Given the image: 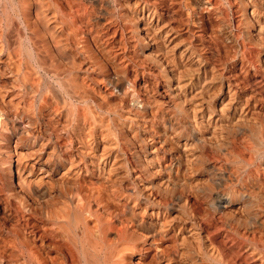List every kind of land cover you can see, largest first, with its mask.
<instances>
[{"label": "bare ground", "instance_id": "obj_1", "mask_svg": "<svg viewBox=\"0 0 264 264\" xmlns=\"http://www.w3.org/2000/svg\"><path fill=\"white\" fill-rule=\"evenodd\" d=\"M144 1L0 0V196L17 219L0 264H234L202 237L188 198L183 220L177 206L164 214L169 192L194 194L208 170L229 198V241L264 264L258 99L222 82ZM249 9L262 37L264 0ZM144 17L156 53L138 37Z\"/></svg>", "mask_w": 264, "mask_h": 264}, {"label": "rangeland", "instance_id": "obj_2", "mask_svg": "<svg viewBox=\"0 0 264 264\" xmlns=\"http://www.w3.org/2000/svg\"><path fill=\"white\" fill-rule=\"evenodd\" d=\"M192 1L193 0H145L144 2H146L148 4L150 3V6L155 7L157 13L159 14V21L160 22H163V23L165 22V27H163V29H166V26H167L169 28L171 27L173 29V32H177V33L179 32L178 33L179 34V37L181 39H183L182 40L183 41V44L182 45H185L188 41H190L191 43L194 42L193 43L194 45L191 44L190 42H188L187 44L190 43L192 46H194V48L196 49L197 53H199V55L202 57V61L205 63V65L207 67L209 66L210 69H212V68L213 69H216L215 71H218V72H221L222 69H223L222 73H220L221 74V80H222V82L228 84V86H231V88H233V89H235L234 87H238V88L242 87V89H244L246 91V93H248V94L250 93V95L251 96H254L256 98V100L258 99L257 102L259 103L258 104L259 111L261 109L260 112L263 113V114L260 113L259 115L261 117H264V74L260 78L254 77V75L252 74V73L255 74L257 72H260V71H262L264 69V62H263L264 60H262V59H264V53H261V51H260L261 50V47L264 46V40H263L264 39V37H263L264 35H262V37H261V33L258 31L259 30V26H258L259 23L253 19V17L251 16V14L249 12L250 11L249 6H250V1L251 0H237V1L236 0H233V1L232 0H207V1H210V3L213 2L212 3L213 5H216V6L218 5L217 6V9H218L219 15H220L218 17H215V15L213 14V11H212V9L210 7H208V9H207V7L198 4V1L197 2L196 1H193L192 2ZM191 6H192V9H191ZM237 14H238V16H237ZM210 15H211L212 18L210 17ZM145 19H147V18L144 17L143 21H141L142 19H138V21H137V19H135V21H134L138 25V28H140L138 30V37L141 38L143 36L141 39H143V40H147L148 39L149 40V44L148 45L150 47V50H147V51L148 52L149 51H152V53H156L157 49H159L158 44L156 45V43H154L156 41L150 40L151 37H149L148 35H149L150 31L153 28L157 27V24H155V25H152V24L149 25L148 26L149 28L152 26L150 28L151 30H149L148 32H146V30L148 29V27L146 26L147 27L146 28L144 26L145 27L144 28L143 27V25H144L143 23H144V21L146 23H149V20L148 19L145 20ZM175 19H176V21H175ZM217 19L224 21L225 27L227 29V30L225 29L226 34H225L224 30L221 31V29L218 28V26H217L218 20ZM187 20H189V21H187ZM237 20L239 21V23L237 22ZM261 20H262V23H264L263 22L264 21V15L261 17ZM227 21H228V23H227ZM195 23L197 25V28H193L194 25H195ZM241 23H244L243 24V27L244 28L241 27V29H240V24ZM226 24H228V25H226ZM236 25L237 26L239 25V28ZM244 25L245 26L247 25L246 28L248 27V30H250V34H247L246 31L244 32V29H245V26ZM141 28H143V29H141ZM113 29L114 30L117 29L116 30V33H114V30ZM119 31H121V28L118 25H115V26L114 25L113 26L111 25V26H109L107 28L106 34L109 33V34H107V36L110 37L111 41H113L112 44L115 41V43L113 44V47L114 48H117V45L119 44V42L123 38L122 32L120 33ZM111 33H114V34H111ZM117 33L118 34L120 33V35H118ZM145 33H148V35H145ZM151 33H153V32L151 31ZM112 35H113V37H112ZM224 35H226V36H224ZM151 36H152V34H151ZM120 37H122V38H120ZM227 38H229V39H227ZM150 41L151 42L153 41L154 45H151L150 46V44H152ZM196 42H197V44H196ZM259 44L261 45V47H260ZM230 50H231V52H230ZM180 51H178V53ZM243 51L245 52L244 56L242 55V53H244ZM241 56H243V57H241ZM256 61H258V62H256ZM218 62H219V64H218ZM253 62L256 63V64L254 65ZM223 63H225V64H223ZM219 65H221L223 67H221ZM251 65H253V66H251ZM242 83H243V85H242ZM232 85H233V87H232ZM262 104H263V106H262ZM236 146L237 147L238 146L240 147L241 145L239 143V145L236 144ZM242 147L243 146H241L240 148H242ZM203 153L205 155H208V156L211 155L210 152L208 153L207 150H204ZM206 172L204 173V175H203V177L201 179V182H200V185H202V186H200V185L199 186H196L195 187V190H193L194 194H196V195L190 194L189 189L187 188L186 185H184L182 188H180V193L182 195H184L185 197L183 196L182 198H179L178 196H176L177 195L176 193H173L172 194V192H169L170 194H172L174 196L173 197L172 196L170 197V194L168 195L169 198H167V200L165 202L166 204H168V207L166 208L164 214H166V215L168 214L167 216H169L171 218H174L173 213L170 212V209H171L172 206H174V208H175V206H177L176 208H178V210L180 209V211L182 210V211H185V213H186V209L183 210L184 209V206H181V205H182V203H186L187 200H188V202L186 203V205L188 207V211H189V213L191 212L190 214L194 215L193 217L196 219L194 222H196L197 228L200 230V233L203 235L202 237L205 238L207 236V238H205V240L206 239L209 240L213 244L214 248H216L217 250H219V252H222L220 254H222V255L224 254L223 256L224 257L226 256V258L229 257V259L231 260V262L232 261H233V263L235 262L234 264H261V263H258V262H256V263L255 262H252L247 256L245 257L244 256L245 254H243V253H239L238 254L236 252L237 251L236 247L232 245V242H230L231 241L229 239L230 238V231H228L229 230V227L226 229V226H224V219H227L228 218L227 216L231 215L230 214L231 212H229L230 211L229 198L226 197V196H224V195H222V194H217L216 193L215 189L218 187V185H217V183H218L217 181L218 180L214 176V173L211 170H208ZM207 181H208L209 184L206 183ZM173 190H175V189H173ZM193 192L191 191V193H193ZM199 192H201V193H199ZM192 195H194V196L192 197ZM175 196H176V198H175ZM186 198H188V199L186 200ZM183 199L185 201H182ZM1 200H2V198L0 196V237H1V239H0V249L3 248V246H2L3 245V242H1V241L5 240V239H9L10 237L13 236L11 234V232H12L11 229H13V227L16 226V223H17L16 222L17 219L15 218V216L13 215V213L11 211H9L8 208H6L4 204H2L4 202H3V200L2 201ZM180 201H182V203ZM178 204L181 207H179ZM175 211H177V209ZM180 211H178L179 214L180 213H182V214L179 215L178 212H177V213H175V215L180 216L181 219L183 220V217L185 216V213H183L182 211L180 212ZM205 212H207V213H205ZM220 212L222 214H219ZM227 213H228V215H227ZM224 216L227 217V218H225ZM6 218H7V220H6ZM216 218H218V219H216ZM175 221L179 222L178 219L177 220L175 219ZM197 221L199 222V224H198ZM6 232L7 233H10L11 236L9 234H7ZM21 233H22V231H21ZM25 233L23 232L22 234H25ZM222 234H224V235H222ZM25 236L28 237L29 235L26 233ZM221 244H223V245H221ZM220 247H221V249H220ZM237 254L239 256H237ZM243 257L246 260L243 259Z\"/></svg>", "mask_w": 264, "mask_h": 264}]
</instances>
